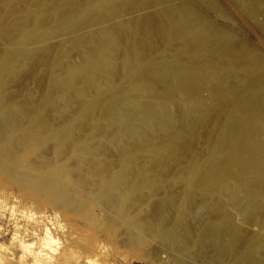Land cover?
<instances>
[{
	"label": "rangeland",
	"instance_id": "374dc122",
	"mask_svg": "<svg viewBox=\"0 0 264 264\" xmlns=\"http://www.w3.org/2000/svg\"><path fill=\"white\" fill-rule=\"evenodd\" d=\"M129 1L0 0V264H264L255 171L241 178L251 194L219 190L239 172L221 168L232 147L249 146L264 168L259 68L183 40L167 11L182 0ZM184 1L264 58L263 0H246L254 16L234 0ZM189 55L219 63L218 84L191 72L199 93L169 95ZM122 100L136 106L132 124L116 119ZM214 222L224 253L210 237L182 241ZM46 228L56 243L39 254Z\"/></svg>",
	"mask_w": 264,
	"mask_h": 264
},
{
	"label": "bare ground",
	"instance_id": "6f19581e",
	"mask_svg": "<svg viewBox=\"0 0 264 264\" xmlns=\"http://www.w3.org/2000/svg\"><path fill=\"white\" fill-rule=\"evenodd\" d=\"M238 6L245 7L246 10L249 11V15L253 14V10L248 6L246 0H234ZM264 1V0H263ZM262 1V2H263ZM128 5L130 3L129 0H120L119 4ZM118 5V4H117ZM238 7V8H239ZM241 7V8H242ZM243 11V8L241 9ZM168 13L173 18V30L176 31L180 37L185 40L186 36L188 34H192L193 38V44L198 45L202 44V42L208 43L214 50H217L220 55L223 56L224 62L225 60L230 65H236L238 61V55L243 56L246 55L247 63H249L252 66H257L260 70V74H252L251 78H255L256 80H263L264 79V58L256 54H251V49L245 44H237L236 40L232 37L229 30H224L220 27H218L215 23L207 20L205 16L198 12L193 5L188 1H181L180 7H169L167 9ZM115 9L111 6L106 7L103 10V16L104 18L111 16L114 14ZM246 12V11H245ZM252 12V14H251ZM255 12V11H254ZM248 12H246L247 14ZM256 13V12H255ZM254 16V14H253ZM222 27V26H221ZM232 32V31H231ZM24 54L23 50H16L12 52L9 58V64H11L17 57H21ZM223 62V61H222ZM221 62V64H222ZM213 64V63H212ZM205 64L201 58L198 56L189 55L186 60L183 62H180L177 64V67L183 68L185 71H187V74L185 76L186 80L177 87V89H170L169 95L174 94L176 91H180L184 94L186 98L191 96V94H198L200 90V86L196 83H194L192 80H190V73L196 72L199 74H203L206 72H212L213 79L215 80L214 84H218V80L221 77L217 71L218 66H221L219 63L217 64ZM99 69H102V65H97ZM245 69L252 70V68L246 67ZM218 74V75H216ZM68 78H74L73 75H69ZM212 79V80H213ZM216 88H219L218 85L215 86ZM163 102L159 105V110L163 113L162 117L156 119V124L159 125H167L170 123L169 121V103H170V97H163ZM168 100L166 103L165 101ZM263 101V112L261 121L256 122L255 129L257 132H264V97L262 98ZM136 106L133 103L126 102L123 103V100L121 101V106H118L116 111V119L120 120L121 122H126L128 124L131 123V114L135 110ZM144 120H147L146 118H143ZM141 122V121H139ZM246 151L245 155H242V152ZM239 153V154H238ZM225 162L224 165L221 166V168H224L228 165H235L238 169V174L230 177L228 179L227 184L221 185L219 187V190H228L229 192L234 193H241L242 191H247V194H251L252 191L247 188L242 182V176L249 170L253 169L255 171V174L253 177L257 179L256 182L262 184L264 186V168H262L261 165L257 163L255 154L251 152V148L249 146H244L240 149L234 150V147L231 148L230 154L228 156H225L223 161ZM257 171V172H256ZM154 187V185H153ZM225 225L214 222L212 224V228L209 235L205 232H201L199 234L196 233L195 235H192L189 231L186 233L185 237L183 238V242L187 243L189 240L196 239L197 240H205L210 237L211 243L213 244L214 248L215 246L223 251H225V247L228 246L229 242L225 240L224 238V231ZM190 238V239H189ZM14 241L19 243L20 247L23 248L24 251L28 252L31 248V243H28L26 240L18 238V236H15L13 238ZM193 241V240H192ZM56 243V239L52 234V231L49 228H46L42 239L40 241V245L38 246V253L39 254H47L48 251H51L54 249ZM190 244V243H189ZM88 264H93L92 260L88 261Z\"/></svg>",
	"mask_w": 264,
	"mask_h": 264
}]
</instances>
